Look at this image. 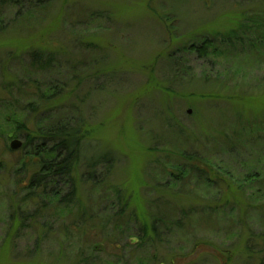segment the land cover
Segmentation results:
<instances>
[{"label": "rangeland", "instance_id": "obj_1", "mask_svg": "<svg viewBox=\"0 0 264 264\" xmlns=\"http://www.w3.org/2000/svg\"><path fill=\"white\" fill-rule=\"evenodd\" d=\"M48 119L84 130L67 205L28 187L22 128ZM106 152L110 169L84 167ZM216 252L264 264V0L0 7V264H222Z\"/></svg>", "mask_w": 264, "mask_h": 264}, {"label": "trees", "instance_id": "obj_2", "mask_svg": "<svg viewBox=\"0 0 264 264\" xmlns=\"http://www.w3.org/2000/svg\"><path fill=\"white\" fill-rule=\"evenodd\" d=\"M21 1L23 0H0V7L6 5H17ZM196 52L200 56L204 55L206 53V45H204V47L202 46ZM10 120L7 119L4 121L9 122ZM53 122L54 121L52 119H48L43 125L38 124L33 133L27 130V128H22L23 130L27 131L26 140L28 139L29 145H32L34 157L38 159V171L30 179L28 187L36 191H42L43 188L48 189L50 186H52L55 190L50 191L48 195L46 193V195L51 199L59 198L58 200H60V202L66 203L63 205H67L69 200L77 194L79 186L82 185V181L75 178L76 176L74 175L76 172H78L77 170L79 167H81V162L86 156V151H83L82 146L84 141V130L78 127L71 128L66 124L57 125ZM41 126H44L47 129L42 128ZM32 134L34 136H32ZM33 137L38 143L36 144L38 145L36 148L34 147L36 142L32 143L29 141ZM99 161L110 169L112 167L111 165L114 163V158L111 153L106 152L100 155L98 158L87 159L85 161L86 164L84 167H86V169H94L96 166H98V164H100ZM93 176L94 175L91 174V172L84 174L85 183L94 181ZM65 186L68 188L67 192L63 194L62 188ZM158 221L161 223L165 222L164 219ZM150 226L151 224H149V226L146 224L143 226L145 229L143 230V236L145 237L142 238H148L146 235L148 234L147 229H151ZM216 253L220 256H216L215 254L209 255H211V257L215 260L218 258L222 264L231 263V256L233 257L231 253ZM187 261H189L188 257Z\"/></svg>", "mask_w": 264, "mask_h": 264}, {"label": "water", "instance_id": "obj_3", "mask_svg": "<svg viewBox=\"0 0 264 264\" xmlns=\"http://www.w3.org/2000/svg\"><path fill=\"white\" fill-rule=\"evenodd\" d=\"M21 146V142L19 140H13L10 144V149L11 150H17L18 148H20Z\"/></svg>", "mask_w": 264, "mask_h": 264}]
</instances>
